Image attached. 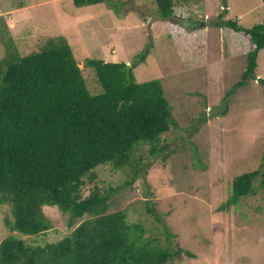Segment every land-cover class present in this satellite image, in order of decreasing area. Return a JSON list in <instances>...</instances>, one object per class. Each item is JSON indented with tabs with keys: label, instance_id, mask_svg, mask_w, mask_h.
<instances>
[{
	"label": "rangeland",
	"instance_id": "374dc122",
	"mask_svg": "<svg viewBox=\"0 0 264 264\" xmlns=\"http://www.w3.org/2000/svg\"><path fill=\"white\" fill-rule=\"evenodd\" d=\"M175 1V16L166 21L156 0L84 6L73 0H0V67L11 54L25 56L50 39H64L93 95L103 89L88 58L137 63L138 82L161 79L178 123L163 135L166 149L154 157L145 145L134 153V165L123 169L101 165L84 196L96 186L117 188L110 212L124 210L130 224H139L144 244L176 252L166 264H264V85L250 80L227 96L254 45L244 32L217 25L221 16L246 28L264 23L263 0ZM256 73L264 78V49ZM257 169L255 194L230 203L234 179ZM44 216L48 231L14 232L13 204L0 195V243L18 234L42 246L63 239L82 221L58 206H45Z\"/></svg>",
	"mask_w": 264,
	"mask_h": 264
},
{
	"label": "trees",
	"instance_id": "16d2710c",
	"mask_svg": "<svg viewBox=\"0 0 264 264\" xmlns=\"http://www.w3.org/2000/svg\"><path fill=\"white\" fill-rule=\"evenodd\" d=\"M73 1L84 6L107 0ZM156 3L164 20L175 16V0ZM217 25L244 32L254 45L241 80L227 96L250 80L264 85L256 73L264 49V23L246 28L239 19L221 16ZM147 53L139 62L146 61ZM2 63L0 195L13 204L12 231L26 236L48 231L45 206H58L82 221L63 239L42 246L30 245L18 234L5 238L0 243V264H166L173 259L176 252L144 244L141 226L130 224L124 210L110 212L117 188L96 186L90 195L83 194L86 184L97 180L101 165L123 169L134 165V153L145 145L154 157L166 149L163 135L178 123L162 80L138 82L137 63L129 68L127 63L88 58L86 63L95 69L103 89L93 95L64 39H50L25 56L11 54ZM259 174L257 169L237 176L229 202L255 194Z\"/></svg>",
	"mask_w": 264,
	"mask_h": 264
},
{
	"label": "water",
	"instance_id": "95a60500",
	"mask_svg": "<svg viewBox=\"0 0 264 264\" xmlns=\"http://www.w3.org/2000/svg\"><path fill=\"white\" fill-rule=\"evenodd\" d=\"M228 7V4H226L225 6H224V8H227ZM205 26V25H204ZM200 27H201V25H200ZM130 68V67H129Z\"/></svg>",
	"mask_w": 264,
	"mask_h": 264
},
{
	"label": "crops",
	"instance_id": "0c3cea01",
	"mask_svg": "<svg viewBox=\"0 0 264 264\" xmlns=\"http://www.w3.org/2000/svg\"><path fill=\"white\" fill-rule=\"evenodd\" d=\"M264 4V3H263ZM181 27V26H180ZM199 27H200V25H199ZM196 28L194 27L192 30H195Z\"/></svg>",
	"mask_w": 264,
	"mask_h": 264
}]
</instances>
